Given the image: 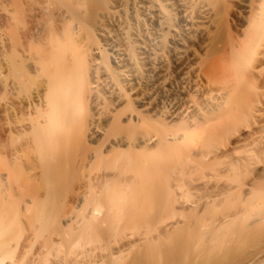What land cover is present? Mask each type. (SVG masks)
Segmentation results:
<instances>
[{
  "label": "bare ground",
  "instance_id": "bare-ground-1",
  "mask_svg": "<svg viewBox=\"0 0 264 264\" xmlns=\"http://www.w3.org/2000/svg\"><path fill=\"white\" fill-rule=\"evenodd\" d=\"M111 159L112 175L72 191ZM220 161L245 182L226 187L229 205L202 206L215 220L135 239L131 256L128 238L112 264H219L264 233V0H0V264L74 262L106 180L148 189L164 169L178 188L174 177Z\"/></svg>",
  "mask_w": 264,
  "mask_h": 264
},
{
  "label": "rangeland",
  "instance_id": "rangeland-1",
  "mask_svg": "<svg viewBox=\"0 0 264 264\" xmlns=\"http://www.w3.org/2000/svg\"><path fill=\"white\" fill-rule=\"evenodd\" d=\"M193 141H194L193 139H192V141L190 140V142L188 140V144H190V145H191V143L196 144V141H194V142ZM194 145H191V146H194ZM242 153H243V151H242ZM114 161L115 160H112V159L111 160H102V162H96L95 164H93V166H91V169H86L85 171H83V173H81L77 176L76 182L74 183V186H73L74 190H72V191H75L78 188V186L80 187V188H78V190L80 189V191H81L82 187H84L86 189L87 183H89L90 181H93L95 178H98L102 173L103 174L105 173L104 175L108 174V176H109V174L112 175V172L116 171V169L114 167L116 166L115 163H117V162L114 163ZM155 161H156V163H159V161L161 162L162 160H160V158H158V159L156 158ZM209 163L203 164L200 169H198L194 172L185 174V175L181 176L180 178L174 177L175 180L179 179V180H177L176 183L179 185L180 188L179 187L177 188L176 186H175L176 188L175 187L171 188V186H170L171 183H169V182H170V179L172 181L173 178L172 177L169 178L168 174L165 172L164 169H163L164 172H160L157 174L155 173V176L153 174H152L153 175L152 177L150 176L151 180L152 181L154 180L153 182L155 183V184L153 183L154 185L153 184L151 185L152 186L151 188L148 187V189H147L145 187L146 189H144L143 188L145 186L144 185L141 189V188H139L140 187V185H139V187H137V189L139 188L138 191H137L136 187H132L133 189L135 188L134 190L131 189V187L127 188V189L124 188L126 190L125 191L123 189V187L120 186L119 183L116 182V179H114V178H111V181L106 180L107 185L106 184H104V185H106L107 188L111 187V186H108L109 182H110L109 183L110 185H112L111 182H113V184L115 182L114 185H116V183H117L120 190L117 188V186H114V187L112 186L113 188H110L108 190L104 186V188L102 187V189H104V190L101 189V190H99L100 192L97 191L98 193H95V196H96L95 199H97V201L99 202V207L101 206L100 212H98L99 214H97L95 217L96 220H98V222L101 221L99 223L100 226H99V228L97 227V229L95 227L96 230L95 229L93 230V228L95 226V222H93L94 224H93L92 228L89 227V232H87L89 234L87 235V237L90 235V237H88V238H90L89 241L91 240L90 241L91 243L87 242L88 241L87 239H86L87 241L82 239V238H86V232L84 231L86 229H83V228H85L84 226L80 227V229H82V230H79V231H84V232H82L83 237L81 236L83 243L80 241V239H78V237L80 236V234L78 235V233H81V232H77V236L74 234L76 239L78 241H80L79 245L81 243V246H79V245H78V247H77V245L74 246V248L75 247L76 248L74 249L73 254L75 255L76 259L71 264H112V262L109 260V256L111 254L110 252L112 250V252L115 251L114 253H116L117 249L120 248V245H118L120 242L121 243L124 242L123 244H125V242L127 240L128 241L127 243L131 244L132 243L131 241H133V244L131 245L132 247H130V248L124 247L128 244H125L124 246L122 245L125 248L124 250H126V248H127V250L124 251V253H126V254L129 253V256H131V255L136 254L137 251L140 252V250H141L140 249L141 247H139L140 246L139 243L137 245L135 244V242H136L135 239L138 240L140 238L142 239V238H146V237H155L159 234H161V235L166 234V231H167L166 235H168L169 233L171 235H177V236L191 235V234H193V232H189L188 230H186L184 228L186 223H188L190 221L201 220V218L203 219V216H205V218H207V219H210V220L214 219L215 220V218H217V216H215L216 215L215 213L207 212L206 214H204L202 216L203 213L200 212L199 210L201 208H203L202 206H204L205 204L207 205L206 202H208V199H209V202H213V203L219 201L218 202L219 204H220V201H222L221 205H224V206H227L230 203H232L231 202L232 201V199H231L232 194L231 195L228 194L229 188H226V187H230V186L233 187L234 184L235 185L241 184L243 186L244 183H242V182H239V184H238V182H237V176L238 175L237 174L239 173V176H241V178L242 177L244 178L245 170L242 168H241L242 171L240 169H238L236 171V174H235L236 168H234L235 170L234 169L232 170L233 172L230 170L223 171V170H226V166H228V165H225L228 163L227 161L226 162L220 161L217 163L214 162L213 164H209ZM112 166L114 169H112ZM240 174H242L243 176ZM246 177L248 178L247 175L245 176V178ZM107 178L110 179V177H107ZM239 178H238V181L241 180ZM243 178H242V180H243ZM141 182H142V180H141ZM179 183L182 184V186H180ZM142 184H144V183H142ZM147 185H148V183H147ZM218 186H220V188ZM120 187H122V188H120ZM221 187L223 189L225 188L224 190L227 193L221 194V195H219L220 196L219 197L218 191L221 190ZM231 187H230V193H232L231 191L233 189H236L235 186L233 187V189ZM216 188H219L218 191L216 190ZM96 189H95V191H96ZM224 190H221L222 191L221 193H225V192H223ZM68 191H70V189L66 191L67 193L62 192L64 194V196H65V194L67 196V194L69 195L71 193V192L68 193ZM82 191H85V190H82ZM117 191H119L121 193H117ZM123 192L124 193L126 192L125 194H128V195L125 196ZM212 192H216L214 194H216L218 196L216 198L217 201H216V199H214V197L216 195H214ZM116 193L121 198L125 197L124 198L125 201L120 200V198H119V200L122 201L120 205L123 206V207L121 206V210H122V208H124V206L130 204L127 207L129 208L130 206H132L133 209L131 208V209H129V211L133 210L135 212L132 211V213L131 212L128 213V211H127V214H126V212H124L126 210H124V211L122 210L123 213H121L120 210L114 208V207L119 208L118 203H117V201L119 202V200L117 198L119 196H117ZM210 193H212V197L214 196L213 198H211ZM219 194H220V192H219ZM62 195L60 194V198ZM175 195L176 196L177 195L183 196V199L185 202L182 205H184L185 207L182 206V209L184 208V210H182L181 208H180V210L178 209L181 205H180V203H177L176 201H174ZM207 195H208V197H206ZM111 197H113L114 200H115V198L117 199V201L115 202L117 204V206L114 205V207H113L112 202L114 203V201H113V199H110ZM91 198H93V197H91ZM109 200H110V202L111 201L112 202L110 203ZM60 201H62V200H60ZM171 201H173V202H171ZM61 203H63V202H61ZM218 203H214V204L211 203V205L216 207V204H218ZM72 206L74 207V205H72ZM88 206H91V204H88ZM213 206H208L209 207L208 210L212 209ZM60 207H61L59 209L60 211H62V212L65 211V209H64L65 207L64 208H63V206H60ZM73 207L71 209L75 214L82 211L79 209L80 205H77L76 208L74 207V209H73ZM134 207L136 209H134ZM69 209H68V206L66 205V210H69ZM124 209H127V208H124ZM118 211L123 215L118 214L119 213ZM62 212H60L59 214L62 215ZM113 214L116 217H117V215H120L123 217L122 218L119 217L120 219L118 217L115 218L113 216ZM128 214H131V215L129 216ZM101 215H102V217H101ZM106 215H108L107 219H106ZM114 218L116 220H114ZM116 222H117V225L120 224L119 227L116 225ZM101 225L104 226V229ZM115 226L118 227V228L116 227L117 230L114 229ZM100 227H102V228L100 229ZM166 228H167V230H164ZM99 229H100V231L102 230L100 232V234L104 236V240H103V236H101L99 234V231H98V233L96 235L99 234L98 235L99 237L95 236L97 238L95 239L96 241L94 243V242H92V240L94 241L93 234L96 233V231ZM87 230H88V228H87ZM91 230H92V233L90 232ZM73 231L76 232V227H75V230H73ZM93 231H95V232L93 233ZM114 231H118V233L123 232L122 235H124L125 237L127 236V237L125 238L123 236V239H121L122 235H119L117 232L114 233ZM162 231L163 232L165 231V232L161 233ZM118 238H120L121 241L119 239V242H118ZM128 238L132 239V240L129 242ZM141 239L138 240V242H141ZM116 240L118 243H116ZM122 240H124V241H122ZM248 241H246L248 243H247V245H245L244 248L241 249V247H242L241 246L240 249L239 248L237 249L239 251V252L237 251L238 252L237 254L233 253L236 251L231 252L232 254L230 256H233V254L235 255L233 258L227 256L229 259L232 258L231 260H227V257H226L225 259H223V261L224 260H226V261L222 262V260H221V262H219V264H242L248 258L256 256L258 254H261L264 251V233L263 232H261V234H259L258 236H255L253 238V240H251V241L248 240ZM143 244H144V242H143ZM118 246H119V248H118ZM142 246L144 247V245H142ZM128 247H129V245H128ZM62 248L65 249L64 246ZM122 248H120V249H122ZM144 249H146V248L144 247L142 250H144ZM126 261H124L125 263H123V264H129L131 262L129 260L130 262L128 263V261H127V263H126ZM120 263H122V262H120ZM61 264H66V263H61ZM132 264H136V263L132 262Z\"/></svg>",
  "mask_w": 264,
  "mask_h": 264
}]
</instances>
